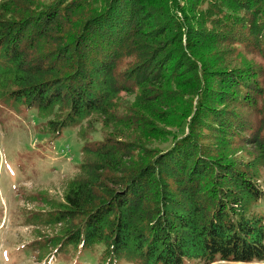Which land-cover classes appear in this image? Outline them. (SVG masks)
Returning <instances> with one entry per match:
<instances>
[{
    "label": "trees",
    "instance_id": "trees-1",
    "mask_svg": "<svg viewBox=\"0 0 264 264\" xmlns=\"http://www.w3.org/2000/svg\"><path fill=\"white\" fill-rule=\"evenodd\" d=\"M242 50L264 58V0H0V94L106 133L48 203L56 240L137 264L264 259V69Z\"/></svg>",
    "mask_w": 264,
    "mask_h": 264
},
{
    "label": "rangeland",
    "instance_id": "rangeland-1",
    "mask_svg": "<svg viewBox=\"0 0 264 264\" xmlns=\"http://www.w3.org/2000/svg\"><path fill=\"white\" fill-rule=\"evenodd\" d=\"M245 54L264 69V58ZM4 65L0 57V68ZM121 99L132 104L131 95L123 94ZM37 110L0 94V264H137L126 256L107 253L102 245L77 248L55 239L58 226L46 223L55 211L49 204L60 201L69 181L79 175L85 145L101 141L106 133L95 122L81 136L85 119L54 130L48 121L57 120V116L41 117ZM54 111L59 113L56 107ZM233 147L226 148L232 158L247 161L251 157L242 145ZM258 183L264 190V166L259 168ZM255 207L264 218V195ZM185 264H264V259L241 262L217 258L210 263L186 259Z\"/></svg>",
    "mask_w": 264,
    "mask_h": 264
}]
</instances>
